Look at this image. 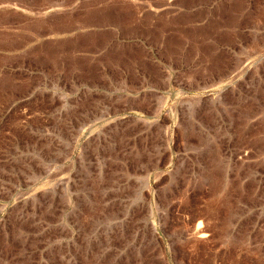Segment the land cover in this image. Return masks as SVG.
Wrapping results in <instances>:
<instances>
[{
	"label": "rangeland",
	"instance_id": "rangeland-1",
	"mask_svg": "<svg viewBox=\"0 0 264 264\" xmlns=\"http://www.w3.org/2000/svg\"><path fill=\"white\" fill-rule=\"evenodd\" d=\"M0 264H264V0H0Z\"/></svg>",
	"mask_w": 264,
	"mask_h": 264
},
{
	"label": "crops",
	"instance_id": "crops-1",
	"mask_svg": "<svg viewBox=\"0 0 264 264\" xmlns=\"http://www.w3.org/2000/svg\"><path fill=\"white\" fill-rule=\"evenodd\" d=\"M145 84H142L141 85V87H140V89L138 90L139 92L137 93L138 94V96L141 94V95H143L142 93H144V92H146V91H148V90H150L153 94H156L157 92H161L162 90H159V89H157V88H148V87H143ZM136 94V95H137ZM127 107H129L128 105H127ZM129 109V108H128ZM202 179H211V177H203Z\"/></svg>",
	"mask_w": 264,
	"mask_h": 264
}]
</instances>
